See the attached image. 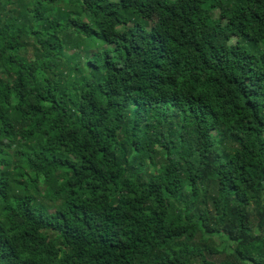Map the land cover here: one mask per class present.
Instances as JSON below:
<instances>
[{
    "label": "trees",
    "instance_id": "1",
    "mask_svg": "<svg viewBox=\"0 0 264 264\" xmlns=\"http://www.w3.org/2000/svg\"><path fill=\"white\" fill-rule=\"evenodd\" d=\"M0 264H264V0H0Z\"/></svg>",
    "mask_w": 264,
    "mask_h": 264
},
{
    "label": "rangeland",
    "instance_id": "2",
    "mask_svg": "<svg viewBox=\"0 0 264 264\" xmlns=\"http://www.w3.org/2000/svg\"><path fill=\"white\" fill-rule=\"evenodd\" d=\"M213 14H214L215 17H218V12L217 11L214 12ZM235 41H236V39H232V43H235Z\"/></svg>",
    "mask_w": 264,
    "mask_h": 264
}]
</instances>
